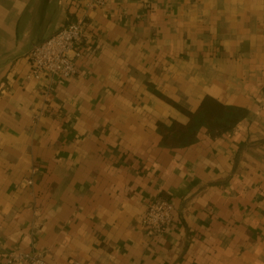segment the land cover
Instances as JSON below:
<instances>
[{
    "label": "crops",
    "instance_id": "obj_1",
    "mask_svg": "<svg viewBox=\"0 0 264 264\" xmlns=\"http://www.w3.org/2000/svg\"><path fill=\"white\" fill-rule=\"evenodd\" d=\"M84 3L0 0V264H264V0H108L75 76L28 79ZM206 96L247 114L162 145ZM156 197L173 221L148 236Z\"/></svg>",
    "mask_w": 264,
    "mask_h": 264
},
{
    "label": "built area",
    "instance_id": "obj_2",
    "mask_svg": "<svg viewBox=\"0 0 264 264\" xmlns=\"http://www.w3.org/2000/svg\"><path fill=\"white\" fill-rule=\"evenodd\" d=\"M108 0H85L83 11L76 13L64 27L44 41L35 44L28 54V79L41 81L47 75L51 79L70 78L77 72L76 62L82 56L80 45L86 37L90 12L107 5ZM30 184L32 179L28 180ZM173 203L164 197L148 201L142 215V223L148 236L165 231L173 221ZM2 264H48L44 251L11 252Z\"/></svg>",
    "mask_w": 264,
    "mask_h": 264
},
{
    "label": "trees",
    "instance_id": "obj_3",
    "mask_svg": "<svg viewBox=\"0 0 264 264\" xmlns=\"http://www.w3.org/2000/svg\"><path fill=\"white\" fill-rule=\"evenodd\" d=\"M187 123L172 121L171 124H159L162 135L161 144L167 147H183L193 143L198 132L207 128L212 136H220L231 131L247 111L240 107L228 106L218 99L206 96L196 111H186Z\"/></svg>",
    "mask_w": 264,
    "mask_h": 264
}]
</instances>
